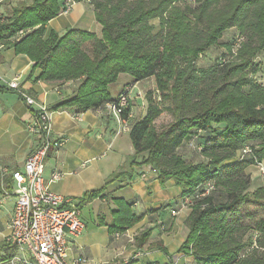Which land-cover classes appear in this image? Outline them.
<instances>
[{"label":"trees","instance_id":"16d2710c","mask_svg":"<svg viewBox=\"0 0 264 264\" xmlns=\"http://www.w3.org/2000/svg\"><path fill=\"white\" fill-rule=\"evenodd\" d=\"M27 1L9 17L0 14V43L26 55L33 72L39 70L37 78L47 84L79 83L73 96L53 110L99 111L117 105L125 90L114 99L110 87L123 74L134 82L156 80L158 96L148 95L147 115L131 129L135 155L102 190L86 193L82 204L102 197L110 184L131 180L136 166H150L161 184L175 181L180 199L192 196L188 234L179 250L191 264H264V219L254 226L243 220L244 208L264 205V187L251 190L246 171L264 160V87L257 62L264 53V0H193L185 7L176 5L178 0H90L101 38L81 30L48 33V23L68 5L64 0ZM154 20H159L157 28ZM233 29V42L225 45L228 57L199 67L204 53ZM160 102L168 103L166 110ZM165 111L172 121L158 125ZM131 112L129 102L121 119L127 121ZM191 142H197L204 161L191 163L184 156ZM245 148L251 155L242 156ZM209 186L213 190L197 197ZM113 201L122 231L138 222L129 203ZM150 233L137 238L139 245ZM7 246L0 244V263L12 257L4 251Z\"/></svg>","mask_w":264,"mask_h":264},{"label":"crops","instance_id":"0c3cea01","mask_svg":"<svg viewBox=\"0 0 264 264\" xmlns=\"http://www.w3.org/2000/svg\"><path fill=\"white\" fill-rule=\"evenodd\" d=\"M24 1L27 0L2 2L0 14L9 17L12 9ZM46 29L48 33L55 31L59 35L81 30L99 38L102 36V26L90 0L74 3L67 12L51 20ZM33 65L26 55H17L13 47L0 51V244L8 243L4 251L12 255L0 264H9L15 257L18 258L16 264H36L28 253L19 250L11 231L15 207L11 173L22 169L39 144L38 138L27 129L33 109L6 86V82L16 77H20L29 96L45 103L52 112L51 138L61 146L50 152L44 174L47 179L54 171L63 174L60 181L51 185V190L78 205L86 224L85 232L70 240L68 261L73 263L81 258L90 264H172L176 259L178 264L191 262L179 253L188 234L186 220L191 211L181 210L173 216L182 190L174 180L161 184L157 172L150 166H136L131 180L110 184L102 197L86 204L81 202L86 193L102 190L106 181L135 155L131 131H123V128L132 129L147 115L148 95H158L155 78L134 82L131 76L123 74L110 87L114 99L125 89L131 90V116L122 122L105 109L81 112L76 107H68L53 110L56 104L73 96L79 83L49 85L37 78L39 70L33 72ZM262 164L264 166V160ZM246 171L251 174L249 168ZM116 198L129 203L132 213L139 219L124 231L114 213L117 205L113 199ZM146 231H151L150 236L139 245L137 238L141 239Z\"/></svg>","mask_w":264,"mask_h":264},{"label":"built area","instance_id":"2783aa9c","mask_svg":"<svg viewBox=\"0 0 264 264\" xmlns=\"http://www.w3.org/2000/svg\"><path fill=\"white\" fill-rule=\"evenodd\" d=\"M4 1L6 0H0V4ZM64 2L68 5V10L74 4L72 0H64ZM22 35L21 32L20 36ZM5 48L6 45L0 43V51ZM6 86L15 91L26 105L33 109L27 129L39 141L37 149L28 156L22 169L11 173L15 196V207L11 218L12 239L19 250L28 253L36 264H90L81 258L75 259L73 263L68 261L70 240L81 236L86 230V224L78 205L51 190V185L60 181L63 174L54 171L49 179L44 174L50 152L61 146L60 142H55L51 138L52 112L45 103L37 101L26 93L20 77L6 82ZM130 94L131 90L127 88L118 97L117 105H106V110L112 112L122 122L124 120L121 119V113L131 102ZM123 131H131V129L125 126ZM251 153V149L245 148L242 156ZM255 164L264 174L262 162ZM211 190L213 186H209L204 194H199L197 197H203ZM6 193L9 195V192ZM191 205L192 196H183L180 199L179 209L172 211L173 216L178 215L181 210H190ZM16 261H18L17 257L9 264H16ZM172 264H178V260L176 259Z\"/></svg>","mask_w":264,"mask_h":264},{"label":"rangeland","instance_id":"374dc122","mask_svg":"<svg viewBox=\"0 0 264 264\" xmlns=\"http://www.w3.org/2000/svg\"><path fill=\"white\" fill-rule=\"evenodd\" d=\"M133 1V0H131ZM193 0H178L176 2V5L181 6V7H185L186 5L192 4ZM27 3L29 4L30 2L27 1ZM153 25H155V27L157 28L159 25V20H154L153 21ZM159 30H156V33ZM237 33L236 29L231 30V32H229V34H225L223 39L221 40V44L213 47L211 49H209L208 51H206L203 55V58L201 60H199L198 65L201 68H209V67H213L215 65H217L220 61L221 58L223 57H228V51L227 48L225 47L226 44H229L231 42H233V39L235 37V34ZM91 47V43H89L86 46L87 50H90ZM258 63H260L261 69H260V73H259V81L261 83V85L264 87V53H262L259 58H258ZM160 106L163 107L164 110H166V108L168 107V103L166 104L165 102H160ZM172 121V117L169 114H166V111L159 117L158 119V125H163L166 124L168 122ZM189 145H187L182 152H184V156L188 159L189 162H200V161H204V159H202L198 153V144L197 142H191L188 143ZM256 164L250 165L249 171H251L250 177H251V181H252V189L254 190L258 187H260L261 185H263L264 183L262 182V179H264V174L261 173L260 168L259 172L258 169H256ZM264 167V166H263ZM257 174L255 175V180H253L252 176L253 174ZM264 219V205H249L248 207L244 208L243 210V220L246 224H249L251 226H254L257 222H259L260 220ZM256 235V234H254ZM255 239V238H254Z\"/></svg>","mask_w":264,"mask_h":264}]
</instances>
